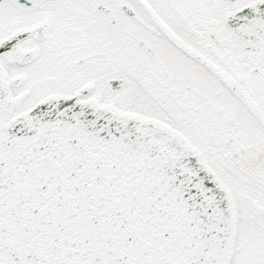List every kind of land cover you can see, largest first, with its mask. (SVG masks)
<instances>
[{"label":"snow or ice","instance_id":"snow-or-ice-1","mask_svg":"<svg viewBox=\"0 0 264 264\" xmlns=\"http://www.w3.org/2000/svg\"><path fill=\"white\" fill-rule=\"evenodd\" d=\"M0 264H264V0H0Z\"/></svg>","mask_w":264,"mask_h":264}]
</instances>
